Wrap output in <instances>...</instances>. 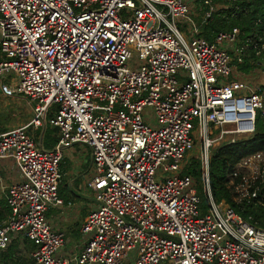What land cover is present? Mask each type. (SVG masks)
Here are the masks:
<instances>
[{"label": "built area", "instance_id": "1", "mask_svg": "<svg viewBox=\"0 0 264 264\" xmlns=\"http://www.w3.org/2000/svg\"><path fill=\"white\" fill-rule=\"evenodd\" d=\"M194 5L212 18L214 0H0V94L32 111L0 134V164L19 176L6 189L0 255L17 240L32 244L34 264H264V229L216 202L209 178L215 148L251 136L264 114V69L234 64L262 53L264 31L242 46L238 29L207 42L194 24L178 27ZM45 127L59 134L50 150L30 132ZM74 144L90 150L95 204L71 253L47 215L63 206L60 164ZM195 148L198 183L183 175ZM263 186L260 152L228 177L235 202L264 206Z\"/></svg>", "mask_w": 264, "mask_h": 264}, {"label": "trees", "instance_id": "2", "mask_svg": "<svg viewBox=\"0 0 264 264\" xmlns=\"http://www.w3.org/2000/svg\"><path fill=\"white\" fill-rule=\"evenodd\" d=\"M214 5L215 12L212 14V18L205 19L201 16L202 20L196 23L194 30L197 37L212 42L216 34L238 29L240 32L239 44L242 46L246 44V39L257 40L256 35H262L264 31V0H214ZM200 12L202 11L200 10ZM181 30L187 31V26L184 25ZM262 58H264V50L257 56L256 50L252 47L247 49L245 55L242 56V64H238L236 61L234 64L239 72L246 74L255 69L256 66L253 64ZM262 89H264V85ZM258 152L264 155V114L261 115L260 112L256 115L255 130L251 136L215 149L210 159L209 178L211 194L216 202L224 201L238 216L245 220L250 218L253 224L264 229V206L250 198L235 202L232 190L227 187L228 177L234 166L241 159ZM183 175L194 178L197 183L200 182L204 175L201 162L192 159L190 165L183 170ZM200 186L199 192L200 189L203 190ZM260 198L264 204L262 193H260ZM9 212L8 207L0 203V221ZM14 249H16V245L13 242L4 253L12 255ZM5 257L0 258V261Z\"/></svg>", "mask_w": 264, "mask_h": 264}, {"label": "crops", "instance_id": "3", "mask_svg": "<svg viewBox=\"0 0 264 264\" xmlns=\"http://www.w3.org/2000/svg\"><path fill=\"white\" fill-rule=\"evenodd\" d=\"M2 59L0 55V60ZM13 129V128H11ZM50 131L51 135L49 138H47L46 146L45 147V130ZM10 129H5L4 127L0 126V134L8 131ZM32 136L35 138V141L39 147H42L45 150L53 149L58 141H59V134L56 129H50L48 127L45 128H39V129H31L30 130ZM53 141L55 143H53ZM77 145L79 148H82L81 145ZM72 145V146H74ZM72 146L63 148V158L61 160L60 164V174H61V180L58 184V195L63 201V206L60 208H53L48 212V218L52 223V226L62 231L65 236L67 237V245L65 248L66 252L70 251L71 253H76L77 251V245L81 241L79 228L81 224L86 219L89 211L93 209L95 204V199L92 194L86 191V189H83V185L79 184V176H74L73 173L76 172L75 168H77V165L75 163L79 164L78 162H75L71 167L68 166L67 158L64 157V150L70 149ZM53 147V148H52ZM78 150H75L74 153L79 156V153H81ZM85 149V157L87 168L89 166L91 167V156H90V150L87 147H83ZM70 151V150H69ZM73 152L69 153V156H71ZM85 158V159H86ZM82 161V160H81ZM87 168H84L87 170ZM19 181L18 172L16 171L14 165L10 161H3L0 164V203L4 206L6 205L5 202V196H6V189L7 187L13 183ZM82 191L83 193H80ZM92 196V198L89 195ZM87 209V210H86ZM9 216L5 215L4 219L0 221V223L4 222ZM14 244L16 245L17 255L20 253H23L24 255H19V261L21 260L20 257L26 258L28 254L33 250V246L29 242H25L23 247H19L18 241H14ZM18 245V246H17ZM20 252V253H18ZM7 253H4L2 257L7 256ZM30 259L31 264H34L32 259L28 256Z\"/></svg>", "mask_w": 264, "mask_h": 264}, {"label": "rangeland", "instance_id": "4", "mask_svg": "<svg viewBox=\"0 0 264 264\" xmlns=\"http://www.w3.org/2000/svg\"><path fill=\"white\" fill-rule=\"evenodd\" d=\"M197 8L195 5L193 7H191L190 14L186 17V19H184L183 21H180L178 23L179 28L184 27V25H181V23L182 24L187 23L189 25L194 24L193 25V27H194L197 22H200L202 20L200 17L203 16V13L200 12V10H198ZM181 31H183V30H181ZM251 64H253V63H251ZM253 65L256 66V68L253 69V70H255L254 72L260 73L262 71L260 68L264 69V58L260 59L258 62L254 63ZM138 66H139V64H137L135 66V68H137ZM259 75L260 76L258 77V79H259L258 81L262 80L261 83H263L262 84V86H263L264 85V74H259ZM257 113H258V111H257ZM31 119H32L31 105H30V103H28V101L26 99H24L22 97H15L12 99L3 98L0 94V126L1 127H4L6 130L11 129V128H17V127H20V126L27 124L28 122H30ZM44 134H45V138H44L45 147H47L46 141H47V138L50 137L51 133H50V131L45 130ZM248 137H249V135H245V136H241V137L237 138L236 140L240 141V140L247 139ZM53 143H55V142L53 141ZM81 147L82 148H79L77 145H74L70 149H65L64 150V157L67 158V163H68L69 167H71L75 162L79 163V164L75 163V165H77V168H75L76 172H74L73 175L74 176L81 175V176H79V180H78L79 184L83 185V189H86V191L89 192L86 188V181L90 176L91 167L89 166V168H87V165L85 164L86 160H87V158L85 157V155H86L85 149L83 148L84 146H81ZM78 148H79V151L81 152V153H79V156L74 153V151L78 150ZM215 149H217V148H215ZM70 152H73L71 154V156H69ZM197 157H198V148H195L191 153H189L187 155V157L183 161V170L185 169V167L190 165L192 159H197ZM84 168H87V170H85ZM80 193H83V192L80 191ZM89 196L92 198L91 195H89ZM220 204L226 205L224 201H221ZM17 251H19V250L14 249L13 254L7 255L5 257V259L0 261V264H31L28 256L26 258L20 257V259L24 260V261H19V255L20 254L24 255V254L18 252L20 254L17 255Z\"/></svg>", "mask_w": 264, "mask_h": 264}, {"label": "water", "instance_id": "5", "mask_svg": "<svg viewBox=\"0 0 264 264\" xmlns=\"http://www.w3.org/2000/svg\"><path fill=\"white\" fill-rule=\"evenodd\" d=\"M262 194L264 195V186H263V188H262Z\"/></svg>", "mask_w": 264, "mask_h": 264}]
</instances>
